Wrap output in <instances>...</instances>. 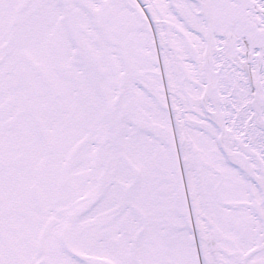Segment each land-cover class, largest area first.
Wrapping results in <instances>:
<instances>
[{
  "label": "snow or ice",
  "instance_id": "6c2138e0",
  "mask_svg": "<svg viewBox=\"0 0 264 264\" xmlns=\"http://www.w3.org/2000/svg\"><path fill=\"white\" fill-rule=\"evenodd\" d=\"M0 264H264V0H0Z\"/></svg>",
  "mask_w": 264,
  "mask_h": 264
}]
</instances>
